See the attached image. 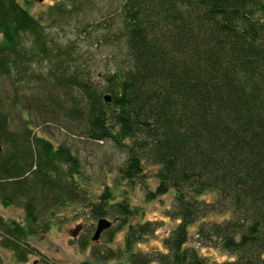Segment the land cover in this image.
Listing matches in <instances>:
<instances>
[{"label":"trees","instance_id":"16d2710c","mask_svg":"<svg viewBox=\"0 0 264 264\" xmlns=\"http://www.w3.org/2000/svg\"><path fill=\"white\" fill-rule=\"evenodd\" d=\"M52 9L44 15L64 21L59 0ZM118 10L126 65L100 84L83 52L53 45L43 14L0 0V75L56 60L61 67L48 77L79 92L71 111L80 113L86 137L125 153L118 180L142 184L147 200L172 190L165 213L177 224L162 239L164 251L134 252L154 227L129 225L126 263L209 264L189 244L188 227L198 221L196 244L232 256L214 264H264V0H123ZM24 124L12 130L0 111V203L24 210L22 220L0 215V246L18 262L38 253L30 239L47 233L63 206L91 197L77 179L75 152ZM205 191L216 199H198ZM93 198V217L133 212L108 186Z\"/></svg>","mask_w":264,"mask_h":264},{"label":"rangeland","instance_id":"374dc122","mask_svg":"<svg viewBox=\"0 0 264 264\" xmlns=\"http://www.w3.org/2000/svg\"><path fill=\"white\" fill-rule=\"evenodd\" d=\"M27 1L19 0V3L35 17L43 14L45 30L55 47L63 48L69 43L74 47L72 51L79 54L83 52L87 66L92 71L93 82L103 84L107 73L126 65L124 61L119 63L126 53L124 39L119 31L121 15L118 8L123 0H59L67 12L64 21L59 24L44 15L53 10L56 0ZM103 34L109 36L107 43L102 41ZM57 64L56 60H43L32 64L26 74L12 71L7 76L0 75V111L7 114L12 130H21L26 122L33 133L55 144L63 143L70 147L80 161L81 173L77 179L90 191L91 197L85 202L63 206L51 229L30 239L38 253L28 254L26 261L18 262L10 250L0 246L2 263L43 264L49 260L56 264H128L124 234L129 225L137 227L148 222L154 230L142 236L132 250L150 256L157 250L164 251L162 239L177 224V220L165 213L170 206L172 190L147 200L142 184L118 180V167L125 153L109 140L96 141L86 137L80 113L71 111L75 101L81 100L79 92L56 86L48 77V72H56L61 67ZM1 145L4 149L5 146ZM145 182L150 184L151 189L155 186L152 177H148ZM105 186L116 194L117 200L125 201L133 212L127 216H116L110 212L93 217L92 209L97 201L93 195L100 193ZM198 199L214 201L216 193L205 191ZM0 215L22 220L24 210L19 206H4L0 203ZM101 217L111 224L100 233L97 240H92L97 220ZM224 217L228 218L229 215L210 214L207 218L216 221ZM198 223L195 221L188 227V235L191 236L189 244L195 245L198 253L209 264L232 258L228 252L212 243L196 244L193 232Z\"/></svg>","mask_w":264,"mask_h":264},{"label":"water","instance_id":"95a60500","mask_svg":"<svg viewBox=\"0 0 264 264\" xmlns=\"http://www.w3.org/2000/svg\"><path fill=\"white\" fill-rule=\"evenodd\" d=\"M39 2H41L42 0H37ZM104 99L107 101L109 100V97L108 95H105L104 96ZM0 151H1V145H0ZM111 224V222L109 220H107L106 218L104 217H101L97 220V223H96V226H95V230L93 231V234L91 236V239L92 240H97L100 233L109 227V225Z\"/></svg>","mask_w":264,"mask_h":264}]
</instances>
